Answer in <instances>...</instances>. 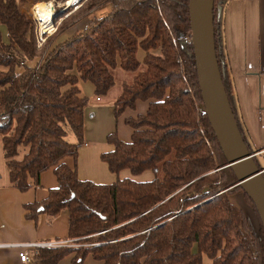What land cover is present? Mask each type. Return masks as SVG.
<instances>
[{"label":"trees","instance_id":"1","mask_svg":"<svg viewBox=\"0 0 264 264\" xmlns=\"http://www.w3.org/2000/svg\"><path fill=\"white\" fill-rule=\"evenodd\" d=\"M41 1L0 0V24L7 31L5 41L0 34V136L9 180L25 191L39 186L41 173L52 168L58 185L45 199L26 204V216L43 213L51 221L65 211L72 241L38 247L34 260L57 264L71 255L72 264H83L90 255L102 264H205L206 257L210 264H264L261 219L202 104L189 0H87L58 17L55 31L38 45L35 22L22 6ZM228 1L214 0L215 57L239 130L254 153L233 103L221 17ZM107 2L108 14L80 26ZM138 50L144 52L141 61ZM117 67L132 75L114 100V116L138 101L148 105L145 113L124 119L130 140L109 133L113 148L100 157L113 173L152 170L154 177L113 184L80 180L62 161L74 158L84 143L88 98L78 83L89 82L96 97H106ZM21 147L27 149L19 158ZM237 192L254 210L257 230L231 201Z\"/></svg>","mask_w":264,"mask_h":264},{"label":"crops","instance_id":"2","mask_svg":"<svg viewBox=\"0 0 264 264\" xmlns=\"http://www.w3.org/2000/svg\"><path fill=\"white\" fill-rule=\"evenodd\" d=\"M221 17L233 84V103L247 139L255 152L259 151L256 157H261L264 156V0H229ZM87 19H82L80 26L87 23ZM143 56L144 52L138 50L140 61ZM123 82L128 81L124 79ZM78 87L80 95L88 98V105L84 108V143L74 158L65 157L62 161L75 168L80 180L96 184H113L123 178L142 181L132 176L128 169L111 172L100 155L113 148L106 141L109 133L115 131L122 141L130 140L132 130L124 123V119L145 113L148 103L138 101L135 109H126L116 118L113 112L114 100L119 93L116 96L108 93L105 98L97 101L91 83L80 81ZM26 149L20 148L19 158ZM260 166L264 169V164ZM57 185L56 176L50 168L41 173L39 186L31 185L25 191L13 186L9 180L0 136V264H38L33 255L39 246H33L34 243L67 240L68 218L65 211L51 221L43 213L35 218L26 216L25 205L45 199L49 190ZM244 206L253 217L250 208L246 204ZM251 220L255 223L254 219ZM21 251L27 252L31 259L29 263L20 260ZM71 258V255L65 256L57 264H72ZM204 263L210 264V260L205 257ZM83 264L102 262L88 255Z\"/></svg>","mask_w":264,"mask_h":264},{"label":"water","instance_id":"3","mask_svg":"<svg viewBox=\"0 0 264 264\" xmlns=\"http://www.w3.org/2000/svg\"><path fill=\"white\" fill-rule=\"evenodd\" d=\"M190 36L201 100L230 166L254 204L264 227V169L244 142L219 74L213 41L214 0H189Z\"/></svg>","mask_w":264,"mask_h":264},{"label":"rangeland","instance_id":"4","mask_svg":"<svg viewBox=\"0 0 264 264\" xmlns=\"http://www.w3.org/2000/svg\"><path fill=\"white\" fill-rule=\"evenodd\" d=\"M67 0H45V1H41V2H37L38 3H43L46 4L47 6H49V8L52 11V19L50 20L51 22H49L47 24V26H44V24L42 23V21L37 18L34 14H32V7L36 4H26L22 6V9L26 12V14L29 15L30 18H32L35 22V33H36V38L38 40V45H41L42 41H44L45 36H47L48 34H52L55 29L56 26L58 25L59 21L55 20L63 15L69 14L72 11H74L77 7L78 4L81 3H86L87 0H78L77 2H75L73 5L68 6L66 4ZM111 10V4L109 2L104 3L100 6H98L97 8H95L88 16L87 18H100L106 14H108ZM71 29V28H70ZM68 29L67 33L71 34L72 30ZM0 34L2 36V39L5 41V39H7V31L5 26L0 24ZM62 36V35H61ZM63 36H66V34L63 33ZM113 76L115 78V85L114 87L111 89V91L109 92L110 96H116L118 93L121 92V83L122 80L126 79L127 81H130V77L132 75V73L130 72H126L123 71L121 68L117 67L116 69L112 70ZM101 98H105V97H101ZM100 98V100H101ZM256 160L258 161L259 164H264V156H257ZM132 174V173H131ZM135 176L138 180H142V181H146L149 180L151 178L154 177V173L152 170H145L140 174H136L133 175ZM231 201L239 208L241 207L243 212L245 213L246 216H248L250 219V222L252 223L251 219H254L255 223H252L254 230L258 229V218L254 212V210L252 209L251 205L247 204V202L244 200L242 193L237 192L234 195L230 196ZM246 204L248 206V208H250L252 216L249 214L248 210H246L244 205ZM68 246H72V241H69Z\"/></svg>","mask_w":264,"mask_h":264},{"label":"bare ground","instance_id":"5","mask_svg":"<svg viewBox=\"0 0 264 264\" xmlns=\"http://www.w3.org/2000/svg\"><path fill=\"white\" fill-rule=\"evenodd\" d=\"M78 0H67L66 4L68 6L73 5ZM32 14H34L37 18H39L44 26H47L50 20L52 19V11L46 4L38 3L32 7Z\"/></svg>","mask_w":264,"mask_h":264},{"label":"built area","instance_id":"6","mask_svg":"<svg viewBox=\"0 0 264 264\" xmlns=\"http://www.w3.org/2000/svg\"><path fill=\"white\" fill-rule=\"evenodd\" d=\"M191 41V38H190ZM97 101H100V97H96ZM69 241H46V242H40V243H34L33 246H39V247H57V246H68ZM19 258L24 263H29L31 261L29 255L25 251L19 252Z\"/></svg>","mask_w":264,"mask_h":264}]
</instances>
